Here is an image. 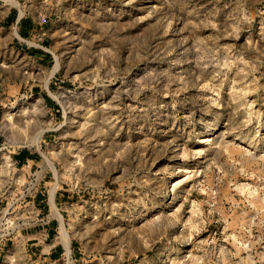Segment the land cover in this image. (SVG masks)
<instances>
[{
	"label": "rangeland",
	"instance_id": "1",
	"mask_svg": "<svg viewBox=\"0 0 264 264\" xmlns=\"http://www.w3.org/2000/svg\"><path fill=\"white\" fill-rule=\"evenodd\" d=\"M45 227L55 264H264V0H0V264Z\"/></svg>",
	"mask_w": 264,
	"mask_h": 264
},
{
	"label": "crops",
	"instance_id": "2",
	"mask_svg": "<svg viewBox=\"0 0 264 264\" xmlns=\"http://www.w3.org/2000/svg\"><path fill=\"white\" fill-rule=\"evenodd\" d=\"M48 228H42L40 233H26V245L30 257L36 256L45 261V264H55L61 259L62 247L57 244H47V239H50V233H47ZM51 240V239H50ZM49 240V241H50Z\"/></svg>",
	"mask_w": 264,
	"mask_h": 264
},
{
	"label": "bare ground",
	"instance_id": "3",
	"mask_svg": "<svg viewBox=\"0 0 264 264\" xmlns=\"http://www.w3.org/2000/svg\"><path fill=\"white\" fill-rule=\"evenodd\" d=\"M53 206V211H55V209H54V205H52ZM62 241L64 242V249H65V251H66V253L68 254V256H69V238H68V236H67V234L65 233V231H63L62 232Z\"/></svg>",
	"mask_w": 264,
	"mask_h": 264
},
{
	"label": "trees",
	"instance_id": "4",
	"mask_svg": "<svg viewBox=\"0 0 264 264\" xmlns=\"http://www.w3.org/2000/svg\"><path fill=\"white\" fill-rule=\"evenodd\" d=\"M29 156H28V153L26 152V151H21L17 156H16V160L17 161H23V160H25L26 158H28ZM31 158V157H30Z\"/></svg>",
	"mask_w": 264,
	"mask_h": 264
}]
</instances>
